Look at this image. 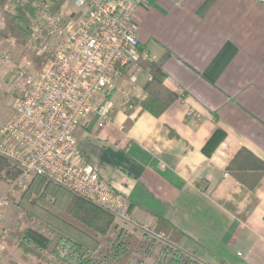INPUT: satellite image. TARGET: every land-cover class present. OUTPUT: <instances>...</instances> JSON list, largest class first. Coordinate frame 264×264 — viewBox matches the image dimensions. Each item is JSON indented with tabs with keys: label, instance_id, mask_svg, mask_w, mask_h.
<instances>
[{
	"label": "crops",
	"instance_id": "1",
	"mask_svg": "<svg viewBox=\"0 0 264 264\" xmlns=\"http://www.w3.org/2000/svg\"><path fill=\"white\" fill-rule=\"evenodd\" d=\"M132 25L179 96L154 115L127 105L158 89L142 88L149 74L118 76L110 120L78 125V150L127 198L135 223L169 219L198 264H264V5L147 0ZM0 47L20 56L12 41ZM2 110L0 126L13 115Z\"/></svg>",
	"mask_w": 264,
	"mask_h": 264
},
{
	"label": "built area",
	"instance_id": "2",
	"mask_svg": "<svg viewBox=\"0 0 264 264\" xmlns=\"http://www.w3.org/2000/svg\"><path fill=\"white\" fill-rule=\"evenodd\" d=\"M35 1L39 17L31 23L27 47L45 58L39 70L29 71L27 61L17 66L20 84L12 118L0 126V155L18 168V185L44 177L137 226L127 198L78 150L74 131L92 116L98 127L110 120L114 106L107 95L118 76L126 73L136 81L138 61L147 53L139 47L132 17L147 0H69L72 8L63 16ZM7 58L0 53V63ZM7 205L2 196L0 218ZM141 228L151 231L147 223Z\"/></svg>",
	"mask_w": 264,
	"mask_h": 264
},
{
	"label": "trees",
	"instance_id": "3",
	"mask_svg": "<svg viewBox=\"0 0 264 264\" xmlns=\"http://www.w3.org/2000/svg\"><path fill=\"white\" fill-rule=\"evenodd\" d=\"M30 1L28 0V2ZM51 1L54 2L48 9L54 11L64 0ZM25 7L26 4L16 5L14 12H4V18L2 24H0V39L13 40L14 43L21 46H25L30 42L32 30L29 14ZM45 36L46 32L44 35L42 34L41 39ZM29 58L37 61L41 65L45 57L32 53ZM138 66L149 74L142 88L148 90L150 85L153 84L160 90L145 91L146 94L142 98L134 102L129 100L127 101V105L138 104L142 109L158 115L173 98L179 95L164 87L163 81L167 75L152 59L147 56L141 57L138 61ZM111 94L107 96L110 98ZM203 149L206 150L205 147ZM5 162H7L6 158L0 155V163ZM5 165H9V163ZM5 173L13 179L16 178L18 170L11 168L9 165ZM256 174H259V176L257 175L258 178L262 175V173ZM34 177L39 183H44L43 187L49 188L48 191L50 192L51 190L54 193L63 191L75 195L66 188L44 177ZM33 184L32 179L28 184V188L32 190ZM74 199L81 204L88 205L86 203L87 200L80 196L78 198L74 197ZM131 207L132 205L129 204V210ZM112 215H107L108 220L104 230L83 228L82 219L74 220L73 224L70 223L72 225L71 229L74 225H77V231L71 237L55 235V237L51 238L50 235L44 234L33 227H26L20 233L16 234L19 236L23 246L33 250L39 256L49 255L51 253L61 264H198L195 258L187 255L177 247V243L184 236V233L169 219L160 215H154L155 223L153 226L150 225L152 230L149 232L143 230L141 227H130L128 229L124 225L114 222ZM63 222L66 223L67 221ZM143 224L139 225L141 226ZM157 235H161V237ZM84 236L85 240L81 241L80 237ZM65 239H67L66 242ZM58 243L63 245L62 250L64 253L62 255H59L55 251Z\"/></svg>",
	"mask_w": 264,
	"mask_h": 264
},
{
	"label": "rangeland",
	"instance_id": "4",
	"mask_svg": "<svg viewBox=\"0 0 264 264\" xmlns=\"http://www.w3.org/2000/svg\"><path fill=\"white\" fill-rule=\"evenodd\" d=\"M43 2L50 7L54 1L43 0ZM23 4H26L25 9L28 11L30 23L38 20L40 5L39 3L37 4V1L0 0V22L4 18V12H14L16 5L20 6ZM4 8L6 10H4ZM71 8V2L69 0H64L60 6L58 5L54 12L63 16V14ZM40 26L42 34L44 35L45 29L42 25ZM0 41H2V39H0ZM10 41L13 42V40ZM13 44L17 48H21L20 56L18 55L16 58H7L9 61L6 59L0 63V113L4 111L2 109H12L14 100L17 97V86L20 84V78L17 74L18 64L27 61L29 62L28 70L30 71V69H32L34 71L39 70L43 63L42 62L40 65L37 61L29 58L32 53H35V55L38 54L34 49L28 48V44L25 46H21L14 42ZM0 49L2 48L0 47ZM48 49H51L50 45H48ZM6 163H9L11 168L18 170L16 165L9 160L5 163H0V198L2 196L8 197V205L2 210V217L0 218V241L4 242V249L0 252V264H61L51 253H49V255L39 256L35 254L33 250L22 245L16 233H20V231L26 227L36 228L40 232L50 235L51 238L55 237V235H66L71 237L72 234H75V231H77V225H74L71 229V224H73V221H76V219H82L83 228L87 227L89 229L96 228L104 230L105 225H107V215H112L107 209L88 201H86L88 205L81 204L74 199V197L78 198L76 194L73 195L63 191L54 193L52 190L50 192L48 191L49 188H44V183H39L34 176L27 180L24 186L18 185L16 181L19 176V170L16 178L11 179L9 177L10 175L5 173L6 168H9V165H5ZM32 179L35 185L33 184V189L31 190L28 188V184ZM112 216L114 222H118L128 229L130 227H141L140 225L129 226L117 219L114 215ZM63 221H67V224ZM85 236L80 237L81 241L85 240ZM66 240L67 239H65V242ZM62 246L61 243H58L56 246L55 251H57L59 255L64 253Z\"/></svg>",
	"mask_w": 264,
	"mask_h": 264
}]
</instances>
